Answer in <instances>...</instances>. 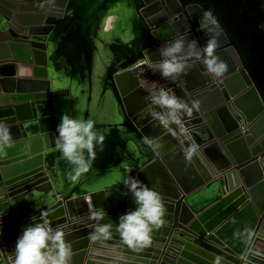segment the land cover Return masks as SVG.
<instances>
[{
  "label": "water",
  "instance_id": "obj_1",
  "mask_svg": "<svg viewBox=\"0 0 264 264\" xmlns=\"http://www.w3.org/2000/svg\"><path fill=\"white\" fill-rule=\"evenodd\" d=\"M262 25L264 0H0V69L10 71L0 77V121L14 140L0 158V233L8 235L0 264H14L18 237L44 212L64 228L72 264L90 246L124 255L114 264H264ZM209 35L223 76L195 58L175 80L153 72L166 42L184 37L202 48ZM157 80L192 108L182 128L155 112ZM64 113L93 119L106 135L76 179L55 147ZM129 167L165 208L142 249L115 227L110 239H92L97 224L116 226L136 209L123 184ZM101 208L108 215L91 219Z\"/></svg>",
  "mask_w": 264,
  "mask_h": 264
},
{
  "label": "clouds",
  "instance_id": "obj_2",
  "mask_svg": "<svg viewBox=\"0 0 264 264\" xmlns=\"http://www.w3.org/2000/svg\"><path fill=\"white\" fill-rule=\"evenodd\" d=\"M203 15L210 16L211 10L205 11ZM217 47L218 40L214 35H209L202 48L198 47V41L195 39L191 41L184 37L173 39L158 49L162 59L156 63L153 72H159L162 79L175 80L186 73L189 61L195 58L202 60L208 73L221 77L227 71V65L215 54ZM149 99L153 105L163 110L158 114L159 119L169 124H176L182 128L181 114L191 115L192 108L163 87L151 91ZM195 106L196 102L193 103V107ZM56 131L58 136L55 147L62 157L74 166L73 179L88 172L97 158V149L100 152L104 150L105 133L96 127L93 119L73 117L67 113L62 115ZM145 142L154 149L159 147L158 142L153 143L151 140ZM13 144L11 128L0 121V158L7 156L6 150L13 147ZM195 150V146L185 148V156L191 159ZM127 171L129 175L123 184L133 195L136 209L121 215L116 226L112 223L97 224L92 239H110L111 230L115 227L125 245L132 249H142L150 244L154 228H159L164 223L165 208L159 192L130 175L132 172L130 167ZM107 215L108 213L101 208L92 211L90 218L102 221ZM46 217V212L41 213L39 222L23 229L22 235L16 241L14 264H70L73 250L71 243L65 239L64 228L53 227Z\"/></svg>",
  "mask_w": 264,
  "mask_h": 264
},
{
  "label": "crops",
  "instance_id": "obj_3",
  "mask_svg": "<svg viewBox=\"0 0 264 264\" xmlns=\"http://www.w3.org/2000/svg\"><path fill=\"white\" fill-rule=\"evenodd\" d=\"M9 75H10V71H7L5 69H0V77H8ZM2 92H3V88L0 86V93ZM258 233H261L263 234L262 236H264V231L261 232L260 230ZM6 237H8V235L4 233L3 234L0 233V243L1 244H3V238H6ZM2 253H5L6 256H9V254L6 252V248L3 249ZM248 253H251V250H249ZM106 258H109V259H106ZM119 258L124 259V255L113 253V252H110L109 250H105L99 247L90 246L81 264H87L89 260L91 264H114V262H116V260H119ZM261 258L264 260V256ZM237 259L240 260L241 262H244L243 255L238 256ZM70 264L72 263L70 262Z\"/></svg>",
  "mask_w": 264,
  "mask_h": 264
},
{
  "label": "built area",
  "instance_id": "obj_4",
  "mask_svg": "<svg viewBox=\"0 0 264 264\" xmlns=\"http://www.w3.org/2000/svg\"><path fill=\"white\" fill-rule=\"evenodd\" d=\"M161 87H163V88H165V83L164 82H162V81H160V80H157L156 81V83L154 84V86L151 88V91H153V90H158L159 88H161ZM166 89V88H165ZM166 90H168V89H166ZM151 91H150V93H151ZM150 93H149V95H150ZM152 104V103H151ZM153 105V104H152ZM153 107L155 108V112L157 113V115L159 114V113H161L163 110L162 109H160L158 106H156V105H153ZM159 117V116H158ZM160 121H161V123H165V121H162L161 119H160Z\"/></svg>",
  "mask_w": 264,
  "mask_h": 264
}]
</instances>
